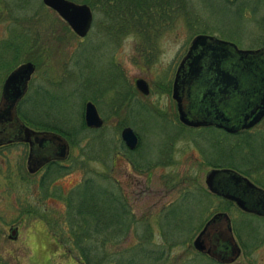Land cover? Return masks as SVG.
<instances>
[{"label":"rangeland","instance_id":"rangeland-1","mask_svg":"<svg viewBox=\"0 0 264 264\" xmlns=\"http://www.w3.org/2000/svg\"><path fill=\"white\" fill-rule=\"evenodd\" d=\"M166 1L176 6L179 15L160 27L155 34L157 49L145 56L133 49L137 40L134 29L114 37L100 32L97 21L110 22L96 11L92 28L84 37H77L64 32L63 23L41 0H0V81L16 64L38 58L27 84V99L18 113L20 120L25 125L39 120L72 127L81 121L85 101L93 99L104 121L98 129H87L89 139L82 137L68 144L67 157L59 161L67 170L50 177L49 193L44 196L36 180L46 165L29 174L26 146L21 143L7 144L0 151V264H79L77 250L67 243V221L54 218H63L67 206L58 196L66 201L69 191L89 175H94V185L87 184L92 190L99 187L96 190L100 192L101 186L108 184L125 198L136 224L127 229L120 247L135 246L133 251L139 254L131 255L134 262L137 257L141 264L209 263L213 259L194 250L192 242L215 209L228 215L240 249L232 262L217 263L264 264V217L203 193L207 190L204 177L212 168L205 163L243 170L261 159L264 116L251 128L254 131L243 134L231 135L212 127L188 128L177 121L170 89L175 67L196 33L232 41L241 49L262 45L264 0ZM118 23L115 27L121 28ZM36 28L44 36L39 35L38 42L33 40L31 45ZM7 39L12 44L20 39L22 47L17 50L20 62L4 73L2 63L12 61L11 45L4 44ZM136 77L147 81L149 91L135 97L132 89L137 102L128 104L124 91L134 87ZM161 78L168 87L160 91ZM121 125L138 135L135 148L124 147ZM80 135L74 133V137ZM99 175L111 181L105 183ZM87 186L81 192H86ZM141 223L147 224L146 230ZM93 254L98 257L99 251Z\"/></svg>","mask_w":264,"mask_h":264},{"label":"water","instance_id":"water-1","mask_svg":"<svg viewBox=\"0 0 264 264\" xmlns=\"http://www.w3.org/2000/svg\"><path fill=\"white\" fill-rule=\"evenodd\" d=\"M41 2L66 21L77 36L86 34L91 22V12L85 4H75L68 0ZM33 70V63L24 61L11 69L3 79L0 88V122H8L15 127L12 131L8 130L3 139L29 143L30 140L38 143L56 141L59 150L56 157L63 159L67 155L68 146L60 134L53 131H34L16 114V103L24 94ZM183 83L188 87L191 85V119L180 114L182 122L192 126L214 124L227 132L249 128L264 115V45L255 49H237L232 43L213 36L196 35L174 75L171 96L176 101L177 89L180 90ZM135 84L139 91L147 93L144 80L137 79ZM220 97H224L221 99L222 109L214 104L215 99ZM197 103L201 104L203 110L195 107ZM210 107L212 110L207 109ZM83 122L88 128H97L102 124V119L91 101L84 103ZM119 136L129 149L136 145L137 137L129 126H124ZM31 157L29 153L26 159L29 172L37 169L48 156L39 158V161H34L30 166ZM204 183L210 193L233 202L239 209L264 215V189L254 185L241 173L231 168L210 169L204 177ZM219 219L223 221V234L230 244L229 257L221 260L203 245L202 240L205 231ZM14 231L11 230L12 235ZM192 245L197 251L205 252L223 263L233 260L240 251L225 212L213 213L197 233Z\"/></svg>","mask_w":264,"mask_h":264},{"label":"trees","instance_id":"trees-1","mask_svg":"<svg viewBox=\"0 0 264 264\" xmlns=\"http://www.w3.org/2000/svg\"><path fill=\"white\" fill-rule=\"evenodd\" d=\"M88 4L90 3L88 2ZM20 32L22 33V31ZM22 34L23 35L20 36L23 38L24 41L25 39L24 33ZM32 35L33 36L31 37L32 40L31 45L33 44V40L35 42H38V36L42 35V32L36 28L35 30H33ZM8 40L9 39H7V41H4V44L7 43L6 47L8 44L11 45L8 46L11 47L9 49L12 50L11 57L13 62L11 61V62L2 63L1 68H3L4 73H6L9 69H11L16 64V62H20L19 61L20 57H18L17 55L18 54L17 50H20L22 47L21 45L22 41L20 42V39L19 42H16L15 44L8 42ZM35 46L38 49L39 44L38 45L36 44ZM29 47H26V49H28L27 50L28 52L31 51L29 49H31L32 46ZM26 59L33 63L35 62L37 63L38 58H26ZM27 95H28L27 92H25V94L17 102L16 105L17 114L20 113L21 106L23 102L26 101ZM26 124L32 128L41 129V130H50L59 133L67 140L69 146L79 141V139H81L82 137H86L87 139H89L90 133L88 134V132H86L87 129L88 131L94 130L87 128L84 125L82 119L76 125L74 124V126L72 127L70 126L66 128L57 127L53 123L51 124L42 123L39 120L35 122L28 121ZM77 132L80 133L81 135L74 137V133ZM69 134H71V136H69ZM259 142H260L259 149L263 156L261 157L260 160L254 161V163L252 164L249 163L246 169L240 170L228 164H217V163H205V164H207L206 166H211L212 169L215 168L221 169L223 166L230 167L233 170L247 177L249 180H253L255 184L260 185L264 188V140ZM231 145H236V143L232 142ZM139 168L141 167L139 166ZM66 170H67L66 166L61 165L59 161L48 162L46 164V168L44 169V172L36 180L37 183L36 186L43 193V196L49 193L48 191L49 182L51 183L50 180L52 179L50 177H53V175L55 174L65 172ZM251 173H257V174L260 173L261 176L252 177ZM100 176L101 175H99L98 178H100ZM251 177L253 179H251ZM101 178L103 181H105V183H107L106 181H111L110 178L106 175L101 176ZM88 183H92L94 185V175L86 176L83 179V181L80 184H78L79 186L76 185L73 189H71V191H69V193L67 194L66 201L61 196H58L60 197L61 201L64 202V204L67 203V206L63 210L64 211L63 218H61V215H58L57 218H54L55 221L56 220L61 221L63 219L67 221V225L65 227L68 228L69 231L68 236L70 239L67 241V243L69 244V247H72L75 250H77L76 254L79 260V264H102V263L141 264L139 262H136L137 257L134 262L133 257L131 256L132 254L134 255L139 254V252L133 251V248L135 246L132 247L129 245L123 247V249L120 247V243L126 239L125 233H127V229L128 228L130 229V226L132 224L133 225L136 224V221L132 220L128 208L125 205L126 202L125 198L123 196L120 197L118 192H113L112 185L103 184V186H101L100 188V192H98L96 189H98L99 187L95 189L93 188L92 190V187L87 186ZM85 186H87L86 192H81L82 188H84ZM73 193L76 194L72 196ZM203 193L205 195L211 194L207 190H203ZM226 201L232 204L231 201L228 200ZM208 209H210V207ZM214 212H216V210L212 209L209 213L212 214ZM125 216L129 218L127 222H125V219L123 218ZM49 221H53V220L50 219ZM146 225L147 224L144 225L143 223H141L143 230L144 229L146 230L145 228ZM99 234H101V236H99ZM95 251H99L98 257H96L93 254V252ZM209 261H210L209 263H205V264H219L214 260H209Z\"/></svg>","mask_w":264,"mask_h":264},{"label":"flooded vegetation","instance_id":"flooded-vegetation-1","mask_svg":"<svg viewBox=\"0 0 264 264\" xmlns=\"http://www.w3.org/2000/svg\"><path fill=\"white\" fill-rule=\"evenodd\" d=\"M68 1H71L75 4H85L89 8V10L91 12V22H90V26H89L88 30L86 31V34L92 28V25L94 23V13L96 11L100 15L104 16V21H105V17H106V18H108V21L110 22V25H107V22L97 21L96 24L99 25L98 27H99V29H101L100 32H103L105 34H108L109 36L114 37L116 34H121L122 32L123 33L126 32L125 34H127L128 32H131L134 29V31H132V32L135 34V37L137 38V40H136V43H134V45H133V49L137 50L139 52V54H141V55L144 54L145 56L147 54H149L151 52V50L157 49V42H156L157 37L155 36V34H158V32L160 31V27L163 26L164 24H167L169 20L172 23L173 20L175 18H177L179 15L176 11L177 10L176 6L173 4L170 5L166 0H86L90 4H88V2L83 1V0H80V1L68 0ZM48 9H50V11L53 12L58 17V20L61 23H63L64 32L70 33V35H75L74 31L71 30V28L69 27V25L67 24L66 21H64L62 18H60L57 15V13L55 11H53L51 8H48ZM117 22H119L118 25H120L122 29L120 27H118V28L115 27V24H117ZM123 25H127V27L123 28ZM127 29L128 30L130 29V30L128 31ZM124 30H125V32H124ZM199 34L207 35L204 33H196L194 36L199 35ZM84 36H82V37H84ZM194 36H193V38H194ZM208 36H212V35H208ZM213 37H215V36H213ZM215 38H217V37H215ZM217 39L222 40L224 42L232 43L237 49H241V48H238L232 41L224 40V39H220V38H217ZM191 40L189 42L188 48L191 44ZM263 45H264V43L260 46L255 47V48H259ZM188 48H186L184 54L182 55V57L178 61L177 65L175 67V70H174V75H175L176 69L179 66L181 60L185 57ZM189 62H191V59ZM33 65H34V69H35V64L33 63ZM110 65L111 64L109 63V67H110ZM112 66L115 67L114 65H112ZM114 70H116V68H114ZM33 72H34V70H33ZM32 74H31V76H32ZM110 77H113L111 72H110ZM137 79L144 80L147 84V93L149 91V86H148V83L145 79H143L142 77L134 78L133 79V86L134 87H132L130 85L129 87H126L128 90L124 91L126 100L129 99L128 104L132 100L134 101L136 99V98L134 99L132 97V96H134L132 89H134L136 92L135 97H136L137 93H140L142 95L147 94V93H142L141 91H139V89L137 88V86L135 84V81ZM173 79H174V76H173ZM173 79H172V82L170 84L171 90H172V85H173ZM160 80H161V82L164 81L163 78H161ZM1 84H2V82H1ZM166 87H168L167 82H165V83L162 82V83H160V86L158 88L161 91V90H165ZM0 88H1V85H0ZM177 90H178L176 93L177 101L174 100V98L172 96H171V98L174 101L173 103H174V107H175L174 109L176 112L175 114L177 116V121L185 127H188V128H190V127L210 128V127H212V128H216V129L222 130L226 133H230L233 135V134H243V133H246L249 131H254V129H251V128L255 127L256 124L259 123V121H258L257 123H255L254 125H252L249 128H246V129L241 128V129H237L233 132H227V131L223 130L222 128H220L214 124L192 126L191 124L184 123L180 119V114H182V115L184 114L185 117L191 119V85L188 87L187 85H185L183 83L181 85L180 90L179 89H177ZM231 96H232V94L227 96L225 98V100L229 99ZM221 99H224V97H222V98L220 97L219 99H215V101H214V104H216L217 108H220V109H222V106H223ZM91 100H93V99H90L87 101H91ZM93 101L94 102H92V101L91 102L93 103V105L96 109V106L94 104V103H96V101L95 100H93ZM115 101H116V95H115V99L113 101V105H114ZM135 101L137 102V99ZM177 104H178V106H177ZM83 107H84V104H83ZM195 107L199 108V110H203V108H201V104H199V103H197L195 105ZM111 109H112L111 111H112L113 115H116L115 108L113 107ZM207 109L212 110L211 107L207 108ZM96 111H97V109H96ZM222 111H224V110H222ZM97 113H98V111H97ZM16 114H17V108H16ZM98 115H99V113H98ZM167 115H169V114H166L165 116L167 117ZM171 117H172V115H171ZM171 117H168V118H171ZM210 118H212V116H210ZM262 118H261V120H262ZM101 119H102V124H101V126H102L104 121H103V118H101ZM82 120H83V112H82ZM170 120L173 123L175 122V121H173V118H171ZM101 126L97 127V129L100 128ZM262 126H264V125L262 124ZM27 127L31 128L34 131H47V130L32 128L30 126H27ZM123 127L121 125V127H119V129L121 130ZM13 129H15V127L11 126L10 123L0 122V151L7 144L21 143V144L26 146V159H27V156L29 153H31V155H32L31 160H30V166L32 165V163H34V161H39V158H44L45 156H48L47 160L45 162H43L42 164H40L37 167V169H35L33 171L34 173L39 168L46 165L48 162L61 161L67 157V155L63 159H59L56 157V154L59 151L56 141H43L41 143H38L37 141H34V140H30V143L26 142V141H19V140H13V139H8L7 141H4V139H3L4 134L7 133L8 130L12 131ZM89 129H96V128H89ZM257 129H259V128H257ZM257 129H255V130H257ZM119 134H120V132H119ZM134 134L136 135L137 142H138L139 137L135 132H134ZM65 141H66L67 146H68V142L66 139H65ZM122 143H123L124 147L128 148L124 144L123 141H122ZM135 146L133 148H135ZM67 154H68V151H67ZM26 159H25V164H26V171H27V160ZM27 172L30 174L29 171H27ZM232 204H234V203H232ZM239 210H241V209H239ZM241 211H243V210H241ZM243 212H246V211H243ZM246 213H249V214H252L255 216L264 217V215H257V214L250 213V212H246ZM229 221H230V219H229ZM222 224H223V221H221L220 219L217 220L216 223L211 228L207 229V231H205L204 235H202L203 245L206 248H209L212 253H215L216 257L219 258L220 260L223 258L229 257V248H230V244L228 242V239H226V236L223 234L224 227ZM230 229H231V233H232L231 223H230ZM232 236H233V233H232ZM233 238H234V236H233ZM197 252L201 253L203 255H206L208 258H211L216 262L223 263L221 261H218V259L210 256L209 254H207L205 252H202V251H197ZM235 258L233 260H235ZM233 260H231L230 262H232ZM230 262H228V263H230Z\"/></svg>","mask_w":264,"mask_h":264}]
</instances>
